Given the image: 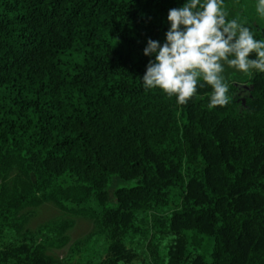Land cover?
Returning <instances> with one entry per match:
<instances>
[{"label": "trees", "instance_id": "obj_1", "mask_svg": "<svg viewBox=\"0 0 264 264\" xmlns=\"http://www.w3.org/2000/svg\"><path fill=\"white\" fill-rule=\"evenodd\" d=\"M185 2L0 0V264H146L135 240L175 192L156 264H264V72L246 91L226 79L211 110L202 77L184 105L143 87L147 42ZM47 203L94 221L104 247L50 255L74 222L48 227L57 241L23 234Z\"/></svg>", "mask_w": 264, "mask_h": 264}, {"label": "clouds", "instance_id": "obj_2", "mask_svg": "<svg viewBox=\"0 0 264 264\" xmlns=\"http://www.w3.org/2000/svg\"><path fill=\"white\" fill-rule=\"evenodd\" d=\"M223 0H186L168 12L166 42L149 39L144 49L150 60L142 78L145 90L159 88L175 95L179 105L196 93L198 78L210 86L209 110L229 103L225 66L247 73L264 72V40H256L249 27L238 19H228ZM257 13L264 16V0H258ZM255 53V58H250Z\"/></svg>", "mask_w": 264, "mask_h": 264}, {"label": "rangeland", "instance_id": "obj_3", "mask_svg": "<svg viewBox=\"0 0 264 264\" xmlns=\"http://www.w3.org/2000/svg\"><path fill=\"white\" fill-rule=\"evenodd\" d=\"M258 0H227L222 4L228 13V19L236 18L244 26L249 27L257 38V29H264V16L257 13L256 6ZM257 70H250L247 73L238 71L225 66L223 73L225 79L235 80L240 91H246L249 88L248 82H243ZM180 192H175L173 203L168 207H161L150 214L149 225L146 228V236L137 237L135 245L140 254V261L146 264H156L157 260L165 259L168 256L167 245L171 241L170 236L163 234L161 228L155 222L156 218L166 219L180 204ZM32 216L25 226V232L34 235L36 238L49 239L57 241V233L49 232L48 227L64 220L74 222L66 237L67 243L62 246H52L48 253L57 259H70L76 253L83 250L86 245L92 243L95 250H101L104 247V239L101 237L100 230L94 221L66 214L52 203L44 204L31 210Z\"/></svg>", "mask_w": 264, "mask_h": 264}]
</instances>
